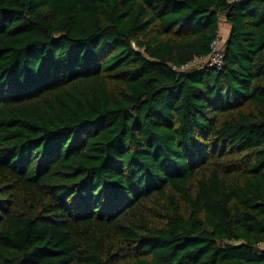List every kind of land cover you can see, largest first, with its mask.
Here are the masks:
<instances>
[{
	"label": "trees",
	"instance_id": "1",
	"mask_svg": "<svg viewBox=\"0 0 264 264\" xmlns=\"http://www.w3.org/2000/svg\"><path fill=\"white\" fill-rule=\"evenodd\" d=\"M0 264H264V0H0Z\"/></svg>",
	"mask_w": 264,
	"mask_h": 264
},
{
	"label": "built area",
	"instance_id": "2",
	"mask_svg": "<svg viewBox=\"0 0 264 264\" xmlns=\"http://www.w3.org/2000/svg\"><path fill=\"white\" fill-rule=\"evenodd\" d=\"M226 38L223 37L222 32L218 33L217 38L213 41L211 45V53L206 58H196L193 62L183 67L184 70L190 69L196 64H202L203 66H218L220 67L223 64L224 58V46Z\"/></svg>",
	"mask_w": 264,
	"mask_h": 264
},
{
	"label": "crops",
	"instance_id": "3",
	"mask_svg": "<svg viewBox=\"0 0 264 264\" xmlns=\"http://www.w3.org/2000/svg\"><path fill=\"white\" fill-rule=\"evenodd\" d=\"M221 29H222V31H223V33L225 35V38H228L230 26L223 22Z\"/></svg>",
	"mask_w": 264,
	"mask_h": 264
},
{
	"label": "rangeland",
	"instance_id": "4",
	"mask_svg": "<svg viewBox=\"0 0 264 264\" xmlns=\"http://www.w3.org/2000/svg\"><path fill=\"white\" fill-rule=\"evenodd\" d=\"M221 32H222V35H223V37L225 38V35H224V33H223L222 29H221ZM197 66H199V64H196V65H195V66H193V67H197Z\"/></svg>",
	"mask_w": 264,
	"mask_h": 264
}]
</instances>
